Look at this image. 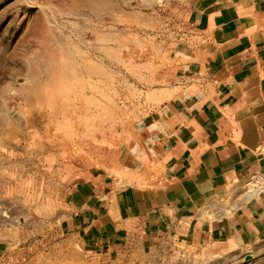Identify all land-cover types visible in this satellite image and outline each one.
I'll return each instance as SVG.
<instances>
[{
  "label": "crops",
  "instance_id": "crops-1",
  "mask_svg": "<svg viewBox=\"0 0 264 264\" xmlns=\"http://www.w3.org/2000/svg\"><path fill=\"white\" fill-rule=\"evenodd\" d=\"M174 14L162 104L111 154L76 162L31 136L0 154L1 257L138 264L164 241L264 239V0Z\"/></svg>",
  "mask_w": 264,
  "mask_h": 264
},
{
  "label": "rangeland",
  "instance_id": "rangeland-1",
  "mask_svg": "<svg viewBox=\"0 0 264 264\" xmlns=\"http://www.w3.org/2000/svg\"><path fill=\"white\" fill-rule=\"evenodd\" d=\"M177 1L0 0V154L30 136L76 162L111 154L162 104ZM138 264H264V239L164 241Z\"/></svg>",
  "mask_w": 264,
  "mask_h": 264
}]
</instances>
